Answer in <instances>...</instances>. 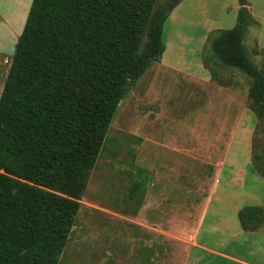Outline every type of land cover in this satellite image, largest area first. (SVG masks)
Here are the masks:
<instances>
[{"label": "rangeland", "instance_id": "374dc122", "mask_svg": "<svg viewBox=\"0 0 264 264\" xmlns=\"http://www.w3.org/2000/svg\"><path fill=\"white\" fill-rule=\"evenodd\" d=\"M23 1L27 12L19 0H0L6 18L0 16V94L21 34L16 20L24 27L33 0ZM223 1L212 14L199 0H158L170 4L166 51L121 101L59 264H189L180 234L196 228L205 198L213 194L218 163L227 162L225 171L236 176L229 189L223 181L219 190L233 194L231 208L257 205L245 202L250 189L264 203V177L251 168L257 152L264 165V122L251 109V79L212 53L210 38L221 29L203 37L212 26L207 19L223 29L237 23L238 1ZM261 31L256 20L244 44L264 70ZM136 181L145 185L131 199ZM188 211L192 218H186ZM199 255L197 264H242L233 254Z\"/></svg>", "mask_w": 264, "mask_h": 264}, {"label": "trees", "instance_id": "16d2710c", "mask_svg": "<svg viewBox=\"0 0 264 264\" xmlns=\"http://www.w3.org/2000/svg\"><path fill=\"white\" fill-rule=\"evenodd\" d=\"M157 2L32 1L0 94V264H59L113 117L166 50L170 4ZM239 4L235 26L210 46L250 77L251 109L264 122V70L244 44L256 20ZM262 158L253 166L264 177ZM144 185L134 182L130 198ZM238 217L246 231L264 229L262 205Z\"/></svg>", "mask_w": 264, "mask_h": 264}, {"label": "crops", "instance_id": "0c3cea01", "mask_svg": "<svg viewBox=\"0 0 264 264\" xmlns=\"http://www.w3.org/2000/svg\"><path fill=\"white\" fill-rule=\"evenodd\" d=\"M19 1L20 3H22V5H24L21 10H25L27 12L28 3L24 2L23 0ZM237 1L239 3V0ZM259 1L260 3H258ZM199 2L202 3L201 6H203L204 8L211 7L212 9L209 10L212 14L214 10H219V8L221 9L224 4L223 0H199ZM247 6L254 18L260 22L262 27V35L264 33V0H247ZM239 7L240 4H238V6L235 5V8H237V10H239ZM22 15L23 14L21 13V16ZM0 16L2 19L3 16L1 14ZM210 20H205L206 26H212L207 27L204 31V39H206V35L210 31H213L215 29H223L219 28V26L216 24L217 21H214L212 19ZM3 21H6L5 16L3 17ZM7 21L9 25L10 22H13L14 24V19L12 18L8 19ZM16 21L18 23L17 28H19L22 32L23 26L19 25L20 20ZM3 34L1 32L0 35ZM1 53L2 52L0 50V54ZM226 164L227 162L218 163L217 171L215 172L216 176L213 180V194L207 195V197L205 198L207 199V205H205V202L200 215L201 218L197 222L196 228L193 231L188 232L187 234H180L181 243L188 257L187 263L197 264L201 262V256L199 255V253L206 251L216 252L221 255H237L239 256V261L242 264H264V229H258L255 231L244 230L238 217L240 208L230 207L232 199L234 198L233 194L219 193L223 181V184L225 186H228L229 189L231 187V181L236 179V176L233 172L225 171ZM251 168L254 169V166L251 165ZM255 172L257 173L256 170ZM223 174L226 176H224ZM217 193V199H215V194ZM256 194L257 193L254 192V189H250V191L248 192L249 196L247 197L245 202L257 203V205L264 206V203H261L259 201ZM216 200H218V202ZM212 203L213 206H215V208L213 209H211L213 207ZM186 214V218L188 219L194 216V212L190 213V211H188ZM189 223L191 222H188V228L190 227Z\"/></svg>", "mask_w": 264, "mask_h": 264}]
</instances>
